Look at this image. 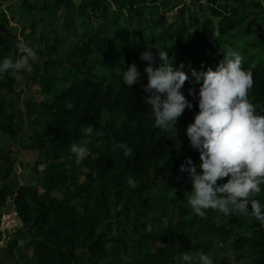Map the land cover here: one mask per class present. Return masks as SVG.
<instances>
[{"label": "trees", "instance_id": "16d2710c", "mask_svg": "<svg viewBox=\"0 0 264 264\" xmlns=\"http://www.w3.org/2000/svg\"><path fill=\"white\" fill-rule=\"evenodd\" d=\"M172 1L22 2L23 35L26 46L35 52L30 63L45 59L44 69L49 75L40 77L44 69L40 71L37 66L30 73L20 70L0 74V83L9 95L0 103V129L19 140L26 125L16 122L23 115L21 103L17 105L14 97L17 77L40 80L43 97L23 102L25 110L32 113L29 127L34 130L25 148L36 152L46 169L41 173L35 166L37 175L29 176L23 184L17 180L6 189L0 188V219L7 200L16 195L23 230H29L38 241L33 264H79L81 251L87 264H110L118 251L124 261L135 260L139 252H144L154 253L161 264H180L183 250L179 240L188 239L189 232L198 227L214 230L218 217L228 220L226 228L232 227L229 234L242 230L232 246L234 254L247 264H264V225L250 215H224L213 209L206 210L204 217L195 215L186 202L193 191L192 182L187 173L180 172L188 158L196 165L201 162L186 132L199 111L188 89L198 93L202 83L195 82L192 69L215 70L229 49L237 51L243 69L253 76L248 98L257 114L264 115V38H260L264 36V3L206 0L207 6H213L210 9L201 4L203 0H192L169 22L165 13ZM70 5L78 13L83 8L85 11L70 22L76 36L68 46L63 43L68 17L59 18L57 25H48L47 21L52 14L50 7ZM153 14L157 16L150 17ZM109 27L116 30V36H101ZM12 31L16 29L7 27L2 31L6 42ZM145 50L153 53L154 67L160 63L159 51H167L173 66L183 64L188 74L182 91L194 107L181 115L174 136L153 127L151 106L145 102L142 87L148 83L144 72L148 62L140 59ZM132 64L137 65L141 79L129 87L122 77ZM105 112L122 113L125 120L119 127L112 121L102 127ZM86 128L100 130L89 134ZM85 138L90 141L89 154L77 161L70 146ZM118 142L132 148L131 157H124L115 148ZM51 167L54 173L47 178L45 172ZM129 177L134 179L135 187L128 185ZM227 179L218 183H226ZM43 183L47 185L41 193ZM252 199L264 203V185ZM153 224L162 231L153 230ZM204 249L211 251L209 246ZM219 264L233 263L225 257Z\"/></svg>", "mask_w": 264, "mask_h": 264}, {"label": "clouds", "instance_id": "9594fccd", "mask_svg": "<svg viewBox=\"0 0 264 264\" xmlns=\"http://www.w3.org/2000/svg\"><path fill=\"white\" fill-rule=\"evenodd\" d=\"M19 51L18 59L0 60V74L20 70L32 72L30 60L35 56L34 50L20 44ZM140 59L148 62L144 69L148 83L142 87L145 102L151 106L153 127L174 136L181 115L194 107L182 91L188 74L183 71V64L179 68L173 66L167 51H159V66L154 67L156 59L151 50L143 51ZM191 75L196 83H202L198 93L194 88L188 89V95L197 100L199 111L186 132L201 162L196 165L188 158L180 166V172L187 173L193 185L186 202L200 217L206 215V210L213 209L224 215H250L264 225V203L252 199L264 185V115L257 114L248 98L254 83L252 73L243 69L241 55L229 49L215 70L192 69ZM122 79L124 85H135L141 79L137 65L127 67ZM89 143L85 138L70 146L77 161L88 156ZM115 148L124 157L133 154L126 142L116 143ZM223 178H228L227 182L218 183ZM127 183L135 187L131 177ZM182 260L184 264H213L208 255L199 253L194 257L186 252Z\"/></svg>", "mask_w": 264, "mask_h": 264}, {"label": "rangeland", "instance_id": "374dc122", "mask_svg": "<svg viewBox=\"0 0 264 264\" xmlns=\"http://www.w3.org/2000/svg\"><path fill=\"white\" fill-rule=\"evenodd\" d=\"M191 2H192V0H176V2H175V0H173L172 3L170 4L172 6L171 9H169L167 11V13H165V16L169 19V22L174 21V18L176 17L175 15L177 13H180V11H181V9L185 3L191 4ZM201 4L204 6H207L206 0H203L201 2ZM157 7L158 6H156V8ZM207 8L211 9V8H213V6L210 5V6H207ZM84 11H85V8L81 9V11L79 13L75 11V13L77 14V19H78V16L80 14H82ZM155 16H157V14H153L150 17H155ZM118 22L120 23V21H118ZM236 25L240 26L237 23H236ZM66 26H67V23H66ZM108 29L109 30H104L101 36L111 35L112 37H115L117 34L116 30L112 29L110 27ZM75 34H76V30L75 31L73 30L71 32L70 38L68 37V35H65V37L63 38V43L67 44L68 46H71L74 42V39L76 36ZM260 38H264V36H260ZM49 72H50V70H49ZM42 75L48 76L49 73L47 72V70H44L43 73L40 75V77H42ZM58 75H59V77H61L60 74H58ZM18 78L20 81L19 76H18ZM32 78H31V82L29 83L28 87L23 86V90L25 88H28L26 91L27 93L26 92L20 93L21 95L19 97V103H21L22 110L25 109V106L23 103L24 100H40L44 95L43 91H42L43 94H41V92L37 89V85H36L37 82H33L34 80L32 81ZM39 81L40 80H38V82ZM17 83H19V82H17ZM19 84L22 85L21 83H19ZM16 87H17V85L15 86V88ZM34 94H36V95H34ZM33 96H37V98L33 99ZM24 112H23V114H25V115L28 114L30 117L32 116V114H29L28 111H24ZM20 120L22 121V119L20 117L16 119V121L19 125L21 124ZM23 120H24V118H23ZM124 120H125V118H124L122 113L117 112L115 114H110L108 112H105L103 114V118H102V127H105L107 125L108 121H112L117 127H119L124 122ZM22 124L26 125L27 123H26V121H23ZM89 129H91V132H89ZM98 130H100V129H96V128H86L85 129V131L89 134H93ZM21 137H23V135H21ZM13 141H12L13 149L11 151H12L13 156L16 154V158L14 159L15 160V163H14L15 170L11 171L9 173V180L16 178L15 180H18V181H20L21 184H23L25 179L28 178L29 176L37 175L36 167L39 169V171L41 173H43L44 170L46 169V163L43 161L42 158L39 157V155L36 152H32V150L31 151L22 150L21 145L19 144V141H14V142ZM20 142H23V140L21 139ZM37 157L40 158V161L38 164H35ZM88 168H91V166H88ZM52 170H53V168L51 167V169H49L48 171L45 172L44 176H47V178H50L52 176V174L54 173ZM1 178H0V180H1ZM46 185H47L46 183H43L40 185V192L41 193H44ZM173 212L177 213L176 210H174ZM143 221L141 220L140 222L142 223ZM147 221H151L150 217H148ZM215 222L216 223H215L214 230L207 231L205 228L198 227L194 231L189 232L188 239L179 240L180 248H181V250L184 251V252L182 251L181 254L179 255L180 264H184V262L182 260L183 255L186 252L190 255H193V253H192L193 250H196L197 254L199 253V254L208 255L212 259L213 264H219V262L225 257L231 258L233 264H247V262L241 261V259L234 254L233 247H232L235 239L237 238V234H239V235L242 234V230L239 229L237 231V234L231 235V234H229V231L232 227L229 226L228 228H226V224L228 223L227 219L222 218V217H218L215 219ZM128 228L132 229L131 226H128ZM152 229L155 231H162L161 228H159L158 226H156L154 224H153ZM115 233H117V231H115ZM206 246H209L211 248L210 252L204 251L205 250L204 248ZM79 254L82 257H84L83 251H81V253H79ZM138 255H139V257L135 260L124 261L122 259L121 251H118L115 254V260L112 261V263L110 262V264H159V262L157 261V257L154 253L139 252ZM79 264H86V261L84 260V258L79 260Z\"/></svg>", "mask_w": 264, "mask_h": 264}, {"label": "crops", "instance_id": "0c3cea01", "mask_svg": "<svg viewBox=\"0 0 264 264\" xmlns=\"http://www.w3.org/2000/svg\"><path fill=\"white\" fill-rule=\"evenodd\" d=\"M23 1L24 0H0V60L5 58L13 60L18 59L21 55L19 51V45H26L25 36L23 35V28L25 25V19L22 17ZM48 10L52 13L49 20L47 21L48 25H57L59 18L68 17V19H66L64 23L63 28L68 30L66 35H68V37L70 38L72 32L71 30L73 29L72 26H70V22H75L77 18V14L74 11L73 5H70L68 8H56L52 6ZM83 14L84 12L80 15ZM7 27H14L16 29V31L11 32V36H9L8 42H6L5 39L1 36L2 31H4ZM44 61L45 59L43 58L39 59V61L37 59V61L32 65V68L37 66L39 70L42 71L44 69ZM53 68L54 67L51 66L50 70L52 71ZM31 78L32 77H30L29 79H23L22 77H20L19 81V78L17 77L18 82L22 84L20 85L19 83H17L16 87L17 95L14 97L16 101L18 100L17 105L19 104V97L21 95L20 93L26 92L28 89L25 88L23 90V86L28 87L29 83L31 82ZM1 80H3V76H0V82ZM36 85L37 89L41 92V94H43V84L41 82H37ZM8 96L9 95L6 91V86L1 85L0 83V103L3 102L4 98H7ZM37 96H33V99L37 98ZM20 109L22 110L21 106ZM22 111L24 112L26 110L23 109ZM26 115L23 114V117L21 116L22 121L20 120L21 124L23 121H26L27 123L25 132L21 134L23 135V137L20 136L19 140H15L13 138L12 139L14 141H19L22 150L31 151V149L25 148V146L29 145V139L33 135L34 130L33 128L29 127L31 117L28 114ZM12 139L9 135L4 134V132L0 129V178L2 177L0 180V188L2 189H6L11 182L17 181L15 180L16 178L9 180V173L15 170L14 159L16 158V154L13 156L11 151L13 149ZM21 139L23 140V142H20ZM40 158L37 157L35 164L39 163ZM37 243V239L30 234L29 230H19L18 232L12 235L9 247L0 251V264H33V253ZM83 258L84 257L80 255V259ZM159 264L161 263L159 262Z\"/></svg>", "mask_w": 264, "mask_h": 264}, {"label": "built area", "instance_id": "2783aa9c", "mask_svg": "<svg viewBox=\"0 0 264 264\" xmlns=\"http://www.w3.org/2000/svg\"><path fill=\"white\" fill-rule=\"evenodd\" d=\"M15 197L16 195L10 197L2 210L0 219V251L8 248L12 235L24 228V223L15 204Z\"/></svg>", "mask_w": 264, "mask_h": 264}]
</instances>
